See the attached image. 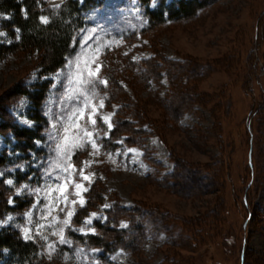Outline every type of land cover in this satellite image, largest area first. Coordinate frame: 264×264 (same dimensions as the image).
I'll use <instances>...</instances> for the list:
<instances>
[{"label":"rangeland","instance_id":"1","mask_svg":"<svg viewBox=\"0 0 264 264\" xmlns=\"http://www.w3.org/2000/svg\"><path fill=\"white\" fill-rule=\"evenodd\" d=\"M41 1L57 9L64 0ZM158 3L155 8L150 3L149 9L156 10ZM8 19L0 13V31L7 34L0 37V46L16 40L15 30L11 37L3 27L2 21ZM148 28L138 0H103L86 14L76 52L66 59L72 66L65 61L57 70L65 76L75 74L77 55L83 69L85 59L98 48V79L107 81L106 87L96 84L97 96L92 100L97 124L93 127L87 115L81 121L93 131L100 154L92 155L91 145L86 144L72 156L77 169L92 161L85 172L94 173L84 194L88 200L93 189L91 204L80 221L76 215L72 218L73 226L83 227L93 212L107 217L103 222L94 219L95 229L100 223L122 233L144 224L141 243L134 249L104 253L76 239L80 233L66 229L72 247L59 245L49 256L43 241L24 240L19 228L8 226L0 232H15L36 245L39 264H88L76 255L77 248L84 249L87 257L92 256L91 249L101 250L96 254L100 264H264V0H218L193 17ZM88 36L95 38L85 45ZM90 67L94 71L96 65ZM37 74L35 53L0 55V117L8 115L20 127L38 130L41 139L48 126L42 110L58 111L63 89L59 84L51 88L54 81L37 79ZM45 81L51 84L38 107L24 95L11 97L17 84L33 91ZM61 81L67 83L64 76ZM112 113L114 127L109 132L103 117ZM10 136L9 131L0 133V155L7 158ZM120 140L123 144L117 143ZM15 145L16 140L14 149L22 155L14 161L9 158L3 166L31 159L30 151L37 156L47 151L33 143L34 150L22 147L27 150L23 153ZM128 148L143 155L116 154ZM34 171L39 176L29 169L17 171L15 179L23 182ZM194 172L207 176L208 187L197 185ZM177 177L183 188L174 186ZM11 195L13 190L0 183V215L12 212L18 217L15 223L23 227L26 221L21 214L32 198L17 197L16 207L10 208ZM104 204L112 207L101 213ZM53 215L58 220H40L35 210L30 226L35 230L37 221L56 225L64 218L58 210ZM122 222L128 227L121 228ZM52 230L44 231L56 240ZM2 253L0 264H12L7 263V251Z\"/></svg>","mask_w":264,"mask_h":264},{"label":"snow or ice","instance_id":"2","mask_svg":"<svg viewBox=\"0 0 264 264\" xmlns=\"http://www.w3.org/2000/svg\"><path fill=\"white\" fill-rule=\"evenodd\" d=\"M151 7L157 6V0H150ZM56 5L55 8H59ZM139 13V8L137 7ZM40 21L42 24H48L49 19L46 16L41 15ZM17 33L16 40L20 39L19 29H15ZM6 33L0 31V37H6ZM94 36H88L87 40H83V43L87 45L88 40L94 39ZM8 43H13L12 40H8ZM99 49L93 53V57H89L84 61V68L80 67L79 56L76 59L77 71L75 74H68L65 76L63 70L57 71L53 76H41L37 74V79H47L54 81L51 84V88L56 89L57 85H61L62 91L59 93L60 108L58 111L53 112L50 107L46 111L42 110V115L47 118V127L45 133L41 139H34L33 143L37 149L46 148V154L44 156H37L35 151H30L29 155L31 159L24 162L15 163L11 166H0V183L7 185L13 190V195L9 196L7 203L10 208L16 207V198L31 197L32 203L28 206L27 210L21 214L25 219V226L21 227L16 224L18 219L12 212H7L0 215V228L12 226L19 228L22 231V237L26 241L36 242L37 240L43 241V246L48 249V254L51 253L59 245H67L72 247V240L65 234V230H69L74 233H80L82 236H87L89 233L92 235L97 234L95 227H92L93 220L106 221L107 217L96 212L90 213L89 217L83 221V227L76 228L73 226V217L76 215L77 208H84L88 200L85 198V193L89 192L90 186L93 181L94 173L88 172L86 174L85 169L90 167L92 161H85L83 167L77 169L76 165L72 162V156L76 150L83 149L86 144H90L93 149L92 155L100 154V145L93 139V131L89 130L86 124H81V121L85 120L87 115V121L94 127L97 124L96 114L97 106L92 104V100L96 98V84H103L107 86V81L98 79V73L100 71V64L98 61ZM66 64L71 67L72 61H66ZM91 64H95V70L90 67ZM86 70V75H85ZM67 80L66 84H63L61 77ZM98 107L102 109L104 107V100L100 99ZM115 113L109 114L103 117V121L107 124L108 131L110 132L114 127L111 122V116ZM23 116L24 113H19ZM20 123L25 124L28 127H34V123L27 120H20ZM107 136V133H105ZM11 143L8 145V155L13 161L19 158L22 154L15 151L14 142L15 137L10 136ZM117 143L123 144V140L117 141ZM128 153L133 155H143L139 153L135 148H128L123 152L116 153L118 156H128ZM111 155V153L109 154ZM115 162V161H113ZM29 169L37 170L27 175V179L23 182H17L15 174L17 171L22 173L28 172ZM78 178V179H77ZM35 181V183H33ZM87 182L88 186H85ZM73 191L69 192V187ZM71 196V199H70ZM112 205L104 204L103 209H110ZM35 210L40 212V220L49 221L58 220V217L53 215L54 210H58L59 213L64 214L62 221H58L56 225L49 223H35V230L30 226L32 225V217ZM121 228H127L126 223H121ZM54 228L50 232L52 237H57L56 240H50L49 235L45 233V229ZM7 251V249H4ZM91 257H87L84 254V249L77 248L76 255L81 256L88 261V264H100L97 257V253H100L99 249H91ZM42 255V253H41ZM111 259L115 260L113 256Z\"/></svg>","mask_w":264,"mask_h":264},{"label":"trees","instance_id":"3","mask_svg":"<svg viewBox=\"0 0 264 264\" xmlns=\"http://www.w3.org/2000/svg\"><path fill=\"white\" fill-rule=\"evenodd\" d=\"M138 1L144 7L149 30L157 25H166L171 21L193 17L199 10L218 0H172L168 5H166L167 0H159L156 10L149 9L150 0ZM102 2L103 0H64L59 8L49 9L41 0H0V13L9 16L8 20L2 21L8 35L14 37L15 32L13 29L20 30V39L18 41L12 40L13 43L8 45H1L0 55L35 53L40 74L49 76L61 68L66 59L76 52L78 36L86 27V14L93 8L102 5ZM41 15H47L48 24L41 23ZM112 72L115 73V70H112ZM50 84V81H45L41 86H33L35 89L33 91L17 84L12 89L11 97L24 95L31 100L35 107H38L45 99L44 94ZM7 116L5 118L3 116L0 117V133L9 131L15 137V147L23 153L27 150H34L33 140L39 139L38 130L20 127ZM38 117H36L37 123ZM130 117H132L131 114ZM22 147L27 148V150H23ZM9 160L6 155H0V166L6 165ZM192 175H196L194 181L197 182L199 187H208L207 176L199 172H194ZM178 179L179 183H181V178ZM192 180L191 178L190 182ZM179 183L173 182L177 188H183L184 185ZM92 193L93 189L90 190L87 207L77 212L75 216L77 221H80L87 212L88 206L91 204ZM152 216L156 217V214ZM95 225H97L96 235H77L76 239L92 247H100L104 253H111L119 248L125 250L134 249V246L141 243L144 236L143 230L146 227L141 224L121 233L100 223ZM73 235L71 234L70 237ZM4 249H7V254L5 255L7 263L39 264V262H36V257H38L36 245L24 242L15 232L8 230L0 232V259L3 257L2 252Z\"/></svg>","mask_w":264,"mask_h":264}]
</instances>
